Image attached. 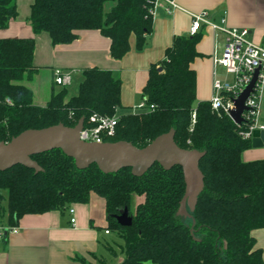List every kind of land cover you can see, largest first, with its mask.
I'll return each mask as SVG.
<instances>
[{"label": "trees", "instance_id": "1", "mask_svg": "<svg viewBox=\"0 0 264 264\" xmlns=\"http://www.w3.org/2000/svg\"><path fill=\"white\" fill-rule=\"evenodd\" d=\"M154 4L155 0H34L29 21L32 33H47L53 46L71 43L76 31L97 30L110 40V56L119 60L130 50L131 36L136 50L144 47L152 31ZM16 17V0H0V30ZM200 38L198 32L173 39L159 64L161 71L151 66L142 89L141 99L153 109L118 116L114 136L105 139L144 148L173 130L179 148L204 152L198 164L204 189L191 218L176 215L185 190L179 166L164 170L154 164L141 177L130 169L103 174L95 165L78 170L71 158L53 150L31 156L42 169L37 174L19 165L0 172V202L6 192V208L0 206V214H6V224L12 227L24 215L86 204L94 194L104 201L105 231L122 241L119 264H264L251 236L264 229V159L243 161V153L251 148V140L239 135L246 126L213 112L209 101L196 102L190 64L198 57ZM34 47L32 38L0 39V142L25 130L57 124L71 128L81 118L86 126L92 115H116L120 80L97 68L82 71L75 96L65 101L63 88L45 107L33 105L32 92L23 82L37 71ZM134 197L142 201L132 208ZM124 208L131 217L128 227L114 219Z\"/></svg>", "mask_w": 264, "mask_h": 264}, {"label": "crops", "instance_id": "2", "mask_svg": "<svg viewBox=\"0 0 264 264\" xmlns=\"http://www.w3.org/2000/svg\"><path fill=\"white\" fill-rule=\"evenodd\" d=\"M33 1L16 0L17 17L0 30V39L34 40L32 63L37 71L23 84L31 90L32 103L37 107H45L50 97L63 88L67 94L65 101L75 96L82 82V71L97 68L112 72L120 80V108L116 115L133 114L142 101L141 93L150 67L160 68L165 50L172 45L173 39L188 35L193 15L206 13V19L212 23L219 25L224 19L227 28L246 29L248 40L264 48V0H172L175 8L159 0L153 8L152 31L144 47L136 50L135 37L131 36L130 50L119 60L110 56V40L97 30L76 31L71 43L56 46L51 44L47 33L33 34L29 21ZM198 32L201 33L195 47L198 57L190 64V69L195 73L196 102H201L209 101L212 96V82L222 69L214 65L213 58L222 52L225 41L222 32L205 25H201ZM55 71L68 73L70 83L57 86ZM259 121L264 123V91ZM242 159L245 162L264 159V145L251 146ZM69 209H73L72 215L68 214ZM71 217L75 219L73 225ZM2 218L0 227L16 231L0 230V264H81L79 259L89 264H102L92 255L106 264L101 250L108 249L105 237L110 233H105L104 201L94 194L86 204L24 215L12 227L6 224V214ZM251 236L255 247L261 249L264 261V229L252 231ZM116 260L119 264L121 257Z\"/></svg>", "mask_w": 264, "mask_h": 264}, {"label": "water", "instance_id": "3", "mask_svg": "<svg viewBox=\"0 0 264 264\" xmlns=\"http://www.w3.org/2000/svg\"><path fill=\"white\" fill-rule=\"evenodd\" d=\"M161 71L160 68H158ZM257 71L246 89L234 100V108L229 117L234 124L243 122L242 113L245 111V100L255 83ZM83 118L74 127L57 124L39 130H25L7 143L0 142V172L9 170L17 165L34 170L37 174L42 169L31 156L53 150H60L65 156L74 161L78 170H86L95 165L103 174H114L122 169H130L135 177L143 176L154 164L164 170L174 166L182 169L185 190L177 216L191 218L197 198L204 189L203 175L198 164L204 152L183 150L174 142V131L169 130L152 140L144 148H137L125 141L87 143L79 139L83 127ZM264 145V131L255 130L252 133L253 148ZM115 221L122 227L131 225V217L126 208L114 216Z\"/></svg>", "mask_w": 264, "mask_h": 264}, {"label": "built area", "instance_id": "4", "mask_svg": "<svg viewBox=\"0 0 264 264\" xmlns=\"http://www.w3.org/2000/svg\"><path fill=\"white\" fill-rule=\"evenodd\" d=\"M158 1L155 0V4ZM162 1L167 2L172 8H175L172 0ZM192 18L188 35L198 33L201 25L224 34L225 42L223 50L218 56L213 58V63L215 66L221 67L225 74L230 75L232 79L222 82L214 78L212 82V96L209 100L213 112L229 117L230 111L234 108V100L246 89L252 81L255 71L258 70L253 88L244 103L245 111H243L241 116L243 119L242 124L246 126V130L239 133L242 139L251 140L253 131H264V123L262 124L259 121L260 103L264 91V48L248 40V31L246 29L225 27L224 19H221L220 24L217 25L206 19V13L193 15ZM70 79L68 73L60 71H55L54 73V83L57 86L64 87L68 85ZM152 109L153 106L147 109L145 102L142 100L133 110V113L148 112ZM117 118V115L112 117L90 116L87 125L84 126L83 124L82 130L79 133V139L87 143H104L106 138L114 136ZM192 118H194V114H192ZM68 214L72 215L73 209H69ZM74 222L75 219L71 217L70 224L73 225ZM0 230L16 231L14 228L5 227H0ZM105 233L107 234L108 231H105Z\"/></svg>", "mask_w": 264, "mask_h": 264}, {"label": "rangeland", "instance_id": "5", "mask_svg": "<svg viewBox=\"0 0 264 264\" xmlns=\"http://www.w3.org/2000/svg\"><path fill=\"white\" fill-rule=\"evenodd\" d=\"M109 5L106 6V9H108ZM217 79L223 81H230L232 77L230 75H226L223 69H220L217 72ZM3 199L0 202V206L2 208H6V192H2ZM142 201L141 197H134L132 201V208H134L138 203ZM0 219L2 218V215L0 214ZM102 233L104 235V230H102ZM107 246L110 247L111 250L114 251L115 255L111 254L110 250L108 249H102L101 253L105 259L106 264H117L116 262L117 258L121 257L120 255V245H122V241L117 237V235L114 232H110L108 236L105 237ZM106 244V243H105Z\"/></svg>", "mask_w": 264, "mask_h": 264}]
</instances>
